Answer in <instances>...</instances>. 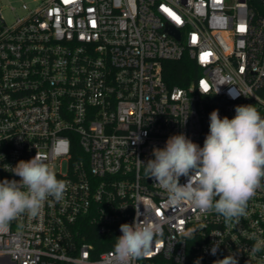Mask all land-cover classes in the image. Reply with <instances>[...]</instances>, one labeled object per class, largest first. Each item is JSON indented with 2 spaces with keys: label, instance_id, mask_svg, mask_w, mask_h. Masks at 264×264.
Listing matches in <instances>:
<instances>
[{
  "label": "built area",
  "instance_id": "obj_1",
  "mask_svg": "<svg viewBox=\"0 0 264 264\" xmlns=\"http://www.w3.org/2000/svg\"><path fill=\"white\" fill-rule=\"evenodd\" d=\"M184 57L199 76L170 87L165 63ZM239 105L264 118V0H21L0 8V181H18L10 169L38 154L67 185L37 216L0 227V264H120V225L136 219L159 223L161 233L153 255L128 264H214L230 253L238 264H264V251L250 254V237L264 238V188L247 216L226 224L215 212L170 204L143 165L175 134L203 147L210 113L231 119Z\"/></svg>",
  "mask_w": 264,
  "mask_h": 264
},
{
  "label": "clouds",
  "instance_id": "obj_2",
  "mask_svg": "<svg viewBox=\"0 0 264 264\" xmlns=\"http://www.w3.org/2000/svg\"><path fill=\"white\" fill-rule=\"evenodd\" d=\"M202 95L206 91L200 90ZM236 98L239 93H230ZM235 116L221 118L218 110L210 113L209 132L203 147L185 134L170 136L164 148L154 147L145 166V173L156 181L167 194L169 203H188L201 213L215 212L226 224L239 223L247 216L248 202L258 189L264 188V118L253 105L235 107ZM17 180L0 181V227L19 215L39 214L44 202L52 197L63 199L66 182L57 179L54 167L36 154L28 161H19L11 168ZM187 182L179 183L180 177ZM121 236L116 238L114 252L120 264L134 258L153 255L161 225L153 220L120 225ZM191 237V230L184 233ZM255 242L250 254L264 251V238L253 234ZM219 244H213L216 255ZM195 264H200L199 260ZM214 264H238L235 254H229Z\"/></svg>",
  "mask_w": 264,
  "mask_h": 264
},
{
  "label": "trees",
  "instance_id": "obj_3",
  "mask_svg": "<svg viewBox=\"0 0 264 264\" xmlns=\"http://www.w3.org/2000/svg\"><path fill=\"white\" fill-rule=\"evenodd\" d=\"M164 76L170 87H184L189 85L192 80L195 81L199 73L194 61L184 57L178 62L165 63Z\"/></svg>",
  "mask_w": 264,
  "mask_h": 264
},
{
  "label": "rangeland",
  "instance_id": "obj_4",
  "mask_svg": "<svg viewBox=\"0 0 264 264\" xmlns=\"http://www.w3.org/2000/svg\"><path fill=\"white\" fill-rule=\"evenodd\" d=\"M21 0H0V8H2L3 10H7L8 7L12 4L15 6H18V4L20 3ZM25 1V0H22ZM29 1V0H26Z\"/></svg>",
  "mask_w": 264,
  "mask_h": 264
},
{
  "label": "snow or ice",
  "instance_id": "obj_5",
  "mask_svg": "<svg viewBox=\"0 0 264 264\" xmlns=\"http://www.w3.org/2000/svg\"><path fill=\"white\" fill-rule=\"evenodd\" d=\"M169 15H171L172 18H173L174 20H177V22H179V18L176 17L173 13H169ZM240 30H241V31H244V27L241 26V29H240ZM209 55H210V53H205V54H203L204 58H206V57L209 56ZM204 87H205V89H207V87H208L207 84H205Z\"/></svg>",
  "mask_w": 264,
  "mask_h": 264
}]
</instances>
